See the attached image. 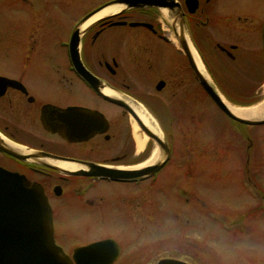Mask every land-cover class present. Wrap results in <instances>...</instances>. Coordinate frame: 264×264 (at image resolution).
Returning a JSON list of instances; mask_svg holds the SVG:
<instances>
[{"label": "rangeland", "instance_id": "1", "mask_svg": "<svg viewBox=\"0 0 264 264\" xmlns=\"http://www.w3.org/2000/svg\"><path fill=\"white\" fill-rule=\"evenodd\" d=\"M48 1L42 4L32 0L0 2V74L23 75L25 79V53L32 55L34 50L39 55L29 62L36 61L43 66L28 68L31 73H37L36 80L30 74L29 85L38 95L45 96L46 101L61 104L57 91L49 84L48 64L66 63L65 50L59 42L66 39L75 21L110 0H61L63 3L58 7H49ZM234 6L242 13L258 16L264 11V0H237ZM222 8L231 10L232 7ZM196 12L191 16L197 17ZM165 15L160 13L168 25ZM246 15L243 13L241 17ZM239 20L220 9L212 13L210 23L201 19L200 25H196L190 20L187 35L207 77L223 99L245 108L264 102V59L261 36L248 39L257 25L243 18ZM170 39L168 60L173 52V59L181 57L186 64L175 37L171 35ZM33 40L37 42L35 45ZM215 43L227 49L231 44L237 45L238 50L233 52L238 55L236 64H230ZM109 52L115 53V49ZM160 72L163 74L165 68L158 66L156 72L151 68L138 77L136 71L126 67L125 81L130 85L129 97L152 107L151 112L141 103L173 149L170 165L160 171L156 181L159 187L153 181L142 183L140 189L130 185L128 189L116 191L114 199L109 196L113 204H106L105 197L98 200L94 193L87 195V198H96L90 208L93 211L73 203L65 207L58 201L54 223L59 236L63 233L67 237L63 248L68 251L71 245L112 236L122 248L124 244L130 247L125 249V256L131 255V260H123L124 264H148L165 256L191 264H264V124L245 127L226 118L191 72L183 77L184 87L170 83L171 86L157 93L154 86ZM172 80L175 82L174 78L168 79ZM79 87L72 91L70 100L89 101L87 92ZM15 95L11 93L0 101V126L11 125L14 139L28 146L50 140L36 122L25 116V98ZM226 95L237 102L249 103L253 99L256 102L237 105ZM175 97L184 99L180 110L174 106ZM110 118L120 138L124 135L121 139L127 152L132 141L135 149L134 120L126 114H110ZM153 151L157 147L147 137L141 165ZM99 155L95 157L101 158ZM186 165L184 170L182 166ZM162 185L163 190L159 189ZM117 187L105 190L108 186L101 184L95 191L99 188L112 191ZM100 205L105 206L99 209ZM137 248L139 252L134 258Z\"/></svg>", "mask_w": 264, "mask_h": 264}, {"label": "flooded vegetation", "instance_id": "2", "mask_svg": "<svg viewBox=\"0 0 264 264\" xmlns=\"http://www.w3.org/2000/svg\"><path fill=\"white\" fill-rule=\"evenodd\" d=\"M2 1L7 3L9 0ZM2 1L0 0L1 3H3ZM27 1L28 0H26V2ZM46 1L47 0H32L33 3L41 2V4L42 2ZM110 1L100 4L97 8L107 4ZM176 1L181 4V11L183 12V19L187 31L189 30L190 20L193 19V22L196 25H200L201 19H205L206 24L210 23L212 13L214 14V12L217 10L219 12L220 9L226 11L230 16L236 17V21H240L239 19L243 18L250 21L251 24L254 23L257 26L252 28V32L248 34V39L253 38L254 35L261 36V51L264 59L262 37L264 11L262 15L258 16L243 12L245 15H247L246 17H241L243 13L237 8V6H234V3H236L237 0H203L202 2L198 0V16L196 17L191 16L195 13L191 14L187 11L184 3L185 0L182 2L179 0ZM48 3L49 7H58L63 3V1L49 0ZM226 6L232 7L231 10L222 8ZM158 12L161 13L163 11L159 8L125 9L119 14L101 16L82 26V33L79 40V60L83 70L93 78L94 85L96 84L98 87L100 86L103 89L109 87L119 93L130 96V93L128 92L130 85L125 83L126 67L127 70L131 69L132 71H136L138 77L139 73H142L148 69H155L156 72V68L158 66L165 68V72H163V74L160 72L159 74L161 75L155 79L157 82L154 88L157 93L163 92L166 87L171 86V84L172 86L174 85L177 87H184L183 77L184 75H188L189 72H191L193 78L195 79L189 62L183 52L182 53L186 59V64L183 62L181 57L173 59V52L170 55L171 59L169 58L168 60V45H172L170 36H174L175 31L170 20L171 17H169L167 14L165 15L168 24L166 25V23L162 20L160 13L158 14ZM136 13H138V15ZM149 13H153L154 15L150 16ZM171 14L173 15V13H170V16ZM82 18L75 21L72 29L69 30V33L67 32L66 39L59 42V46L65 50L64 53L66 63L48 64L51 75L49 76V84L55 88V91H57V98L60 100L59 103L61 104H57L53 101H46L45 96L38 95L35 92L36 90H34V88L29 85L28 79L30 74L33 76L32 80H36L37 73H31V71H28V68L32 66H43L37 64L36 61L29 62L30 59L32 60L37 57L36 54L38 53H34V50H31L32 55L25 53V67L27 68V70L25 69V79L23 75L16 77L0 74V77L17 81L25 89L20 90L8 87L5 90V93L0 97V101L6 99L11 93L14 95L16 94V97H24L25 116L36 122L39 125L41 131L51 137L50 140H46L43 143H40L38 146L32 147L20 143L14 139L11 125L5 124V126H0V138L3 141L7 140L13 144H16L21 149L32 151L35 154L39 152L48 155V157L37 158L38 160L30 159L24 161L8 155L0 150V167L5 170L23 175L29 184L38 183L41 185L52 211L53 235L55 242L70 258H72L74 251L81 246H86L101 240L111 239V242H109V244L102 249V252L104 253V259H98L100 261L111 260L110 264H121L123 260H131V255L125 256V249L130 247L124 244V247L122 248V246L118 244L117 240H115V238L112 236L91 239L81 244L71 245L68 248L69 250L66 251L62 245L65 244L64 242H67V237L65 234L61 233L60 238L59 232H57L54 223L55 219L57 218V202L60 201V203L64 204L65 207L73 203L78 208H85L87 211H93L90 208H93L92 205L97 197L98 200H102L103 197H105V201L107 202L106 204H113V199L116 197L115 195H117L116 191L128 189L130 188L128 187L130 185L133 186L132 188L135 187L140 189L141 184L147 181L158 182L160 171L167 165H170L173 149L168 142L171 152L170 158L165 163V165L153 176L131 180H113L109 177H98L89 174L91 172L90 164L107 167L112 170L137 168L139 165H141V152H137L136 146L134 149L133 141L131 150L127 152L126 147H124L123 139H121L124 137V135L122 134L120 138V134H117L112 119L110 118V114L114 116L118 114L128 115L127 111L117 103L101 96L91 86L89 82L90 79L86 80V78H84L81 73L78 72L76 67H74L71 61L68 44L75 26ZM132 24L137 25L132 26ZM119 33L120 36H115ZM147 40L150 42H147ZM36 43L37 42L33 40L32 44L35 45ZM215 44L216 49H218L220 53L224 54L229 59L228 61L230 64H236L238 55L233 54V52L238 50L237 45L231 44L229 45V49H227L219 43ZM112 48L115 49V53L109 52ZM28 50H30V48ZM172 78H174L175 82H173V80L172 82L168 81V79L171 80ZM43 82H45V80ZM139 82L142 81L139 79ZM78 87L80 89H84L87 92V95H89V98L87 99H89V101H86V99L75 101L70 100L72 91L76 90ZM138 101H140V99H138ZM183 101L184 99H176L175 97L174 106L179 110L182 109L184 106ZM141 103H143V105L152 112V107L148 108L144 101ZM163 104L164 103H162V106H164ZM69 108H80L101 114L104 121L100 125V129L91 136L83 137V135H86V131L84 128L80 127L84 126L85 122L78 121L77 119L75 122H79L80 124H75V127L71 129V131L77 136H82V138L72 141L64 138L59 130H61L62 133L67 131L69 124L68 122L62 120L58 115L63 114L64 111ZM231 121L239 124L233 120ZM33 125L34 123L32 124V127ZM243 126L251 127L247 125ZM128 136L131 137V133H129ZM246 139L248 140V137H246ZM247 148L250 149L249 146H247ZM95 154H100L99 156H101V158L95 157ZM52 162L66 163L74 165L76 168L66 169L59 167ZM49 164L52 165L50 166ZM187 166L188 165L182 166V168L185 170L187 169ZM247 179L249 180L248 177ZM157 182L155 187L158 188L159 185H157ZM101 184L108 186V188L105 190H109L114 186H118L117 188L119 189L115 190L113 188L112 191H103L100 190ZM97 185H100V188L98 191H95V187H97ZM161 188L163 190L164 186H160L159 189ZM93 193L95 197L97 195L96 198L93 197V199H90L86 197L87 195ZM102 193L103 195H100ZM109 196H112L113 199L109 198ZM105 205H100L101 207L99 206V209ZM58 236L59 240H57ZM58 241L61 244L58 243ZM133 252L134 251H132V253ZM138 252L139 249L137 248L134 258L137 257L136 254ZM138 256L141 258V255ZM158 259L159 258L148 264H153ZM124 263L126 262H122V264Z\"/></svg>", "mask_w": 264, "mask_h": 264}, {"label": "water", "instance_id": "3", "mask_svg": "<svg viewBox=\"0 0 264 264\" xmlns=\"http://www.w3.org/2000/svg\"><path fill=\"white\" fill-rule=\"evenodd\" d=\"M112 5H121L122 7L118 12L111 15L119 14L123 10L131 8L153 7L165 11L166 14L171 17L170 20L175 31V39L185 54L196 81L217 108L229 119L237 123L248 126L264 124V117L247 119L235 115L216 87L212 84L211 80L207 77L204 69L203 72L199 69L195 56L193 55V51L196 56L197 52L188 38L183 12L181 11L179 2L176 0H112L88 13L77 23L69 41V55L74 67H76L78 72L81 73L86 80L90 79L89 82L91 86L101 96L117 103L127 111L140 130L149 139L154 141L159 154L154 162L134 169L112 170L107 167L90 164L91 172L89 174L106 176L115 180L145 178L158 172L168 161L171 154L168 142L165 140L161 131L160 135L155 133L144 122L136 110L126 102L125 98L137 103L139 102L109 87L105 89L112 91L117 96L104 94V89L100 86L98 87L96 84L94 85L93 78L83 70L79 60V40L82 33V26L101 10ZM185 6L188 12L193 14L198 9L199 2L198 0H185ZM170 13H173V15L171 14L170 16ZM136 25L137 24H132V26ZM262 37L264 53V25ZM8 87L25 90L17 81L0 77V97L5 93ZM133 105L139 110L136 104ZM58 116L69 124L67 131L62 133L61 130H59L62 136L69 141L82 138V136H77L71 131V129L75 127V124L79 123H76L75 120L78 119V121L85 122L84 126L80 127L84 128L86 131V135H83V137L95 134L104 121L101 114L80 108H69ZM0 150L24 161L48 157V155L39 152L35 154L32 151L24 149L18 150L8 145L1 138ZM109 242H111L110 239L79 247L74 251L72 258H70L62 248L55 243L52 212L41 185L38 183L29 184L23 175L10 172L0 167V264H110L111 260H99L104 259L102 249L108 245ZM153 264L191 263L173 257H161Z\"/></svg>", "mask_w": 264, "mask_h": 264}, {"label": "bare ground", "instance_id": "4", "mask_svg": "<svg viewBox=\"0 0 264 264\" xmlns=\"http://www.w3.org/2000/svg\"><path fill=\"white\" fill-rule=\"evenodd\" d=\"M122 6L121 5H112L109 7L104 8L103 10H101L99 13H97L96 15H94L90 20H88V22L90 23L91 21L95 20L96 18H99L101 16H105V15H110L113 14L115 12H117ZM87 22V23H88ZM86 25V24H85ZM193 51V49H192ZM193 55L195 56V59L197 61V65L199 67V69L203 72V68L195 54V52L193 51ZM103 93L106 95H110V96H117L115 93H113L112 91L108 90V89H104ZM126 102L133 108L136 110V112L142 117V119L144 120V122L158 135H160V130L157 127V124L155 122V119L145 110V108L132 100L126 99ZM227 103V102H226ZM136 104V106L139 108V110L133 105ZM228 107L230 108V110L237 116L242 117V118H247V119H258V118H262L264 117V102L260 105L257 106H253V107H238V106H233L229 103H227ZM132 119V118H131ZM133 135L135 138V146H136V150L137 152H142L145 149L146 143H147V136L142 135L140 132V128L138 127V125L135 123V121H133ZM8 145H11V147H14L16 149H21L20 147H18L16 144H13L7 140H4ZM158 152L157 151H153L152 156L145 162L142 163V165H139L138 167H142L145 166L147 164H150L152 162H154L157 158H158ZM55 165H58L59 167L62 168H66V169H75L76 167L74 165H70V164H66V163H61V162H52Z\"/></svg>", "mask_w": 264, "mask_h": 264}, {"label": "trees", "instance_id": "5", "mask_svg": "<svg viewBox=\"0 0 264 264\" xmlns=\"http://www.w3.org/2000/svg\"><path fill=\"white\" fill-rule=\"evenodd\" d=\"M226 97H227L231 102L234 101L230 96L226 95ZM234 102H235L234 104H237V105H251V104H253V103L256 102V99H253V100H252L251 102H249V103H245V102H237V101H234Z\"/></svg>", "mask_w": 264, "mask_h": 264}]
</instances>
